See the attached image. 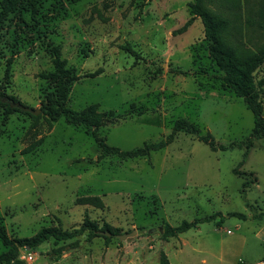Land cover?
<instances>
[{"label":"rangeland","instance_id":"rangeland-1","mask_svg":"<svg viewBox=\"0 0 264 264\" xmlns=\"http://www.w3.org/2000/svg\"><path fill=\"white\" fill-rule=\"evenodd\" d=\"M33 1L37 21L31 6L2 15L0 0V89L6 95L34 109L51 101L55 85L46 74L55 69L52 49L59 46L78 76L67 106L95 104L109 145L128 150L157 142L178 120L223 144L251 134L253 113L226 85L192 0ZM206 1L228 20L223 38L236 52L261 53L264 0ZM252 75L254 81L264 76V64ZM7 112L0 105V222L12 238L86 220L116 234L136 231L123 240L88 239L86 232L20 247L26 264H159L161 252L171 264L254 263L264 256V215L258 217L264 213V138L254 141L239 168L257 179L243 188L245 179L233 170L244 149L212 150L179 132L149 156L100 157L83 126ZM215 213L224 216L220 226L217 216L164 236L166 225ZM5 250L0 240V254Z\"/></svg>","mask_w":264,"mask_h":264},{"label":"trees","instance_id":"trees-1","mask_svg":"<svg viewBox=\"0 0 264 264\" xmlns=\"http://www.w3.org/2000/svg\"><path fill=\"white\" fill-rule=\"evenodd\" d=\"M30 6L32 7V17H34V20L37 21L38 18H36V11L38 9L33 0H2L1 13L2 15L7 16L10 13L27 10ZM190 6L192 14L199 17L203 23L209 53L219 68L224 72V81L226 85L232 88L239 97L244 99L247 107L253 113L254 127L249 136L230 142L229 144H223L217 142L212 134H203L197 125L187 120H178L172 131L157 142H145L140 147L128 150H123L119 147L109 145L106 142V137L100 134L98 130L102 123L103 114L97 111V106L95 104L86 106L82 110H74L67 106L70 89L74 82L78 79V76L74 73L73 68L66 66L65 60L61 57V50L59 46H54L52 49L54 54L53 62L55 69L54 71L46 74V77L49 78L55 85L54 98L40 107V113L44 114L51 121H56L63 117L68 124L83 126L89 129L97 145L101 149L100 157L115 155L122 159H134L149 156L152 152L161 150L174 141L176 134L179 132H184L197 137L200 141L207 144L212 150H229L233 148L244 149L242 159L233 171L236 175L242 176L245 179L242 186L243 188H246L255 183L257 179L254 177L252 172L241 171L239 168L246 162L250 148L254 141L264 138V76L257 81H254L252 75L256 68L264 64V48L260 51V54H239L223 38V31L228 23L226 18L214 14L207 7L206 0H192ZM258 25L264 29V6L260 11V20L258 21ZM9 63L10 62H8V65ZM97 72L98 71L91 73V75H95ZM4 97L13 98L12 96L6 95L5 92L0 89V105L7 109V114L15 110H21L19 108L12 107L7 102H4ZM13 99L17 101L15 98ZM25 113L34 118L39 117L27 111H25ZM230 215H238L241 218L246 217L242 213H230ZM263 215L264 213H260L258 217L261 218ZM217 216H220V218L216 221V224L220 226L224 216L221 213H215L195 218L192 221L185 220L175 227L166 225L164 227V236H176L192 227H197L200 223L215 220ZM104 227V230H102L98 228L94 222L86 220L82 225L76 228L61 229L53 226L42 227L34 236L30 238L17 239L12 238L8 234L6 227L0 222V240L6 246V250L0 254V264H26L25 260L20 257V247L35 249L42 243L51 239L58 243L63 240H69L81 236L86 232L88 239L94 238L100 234H103L107 240H109L112 236H115L116 233L108 226ZM100 231H109L111 235L109 236L104 233H100ZM54 250L57 256H59L62 252V248ZM159 264H171L165 252H161Z\"/></svg>","mask_w":264,"mask_h":264},{"label":"water","instance_id":"water-1","mask_svg":"<svg viewBox=\"0 0 264 264\" xmlns=\"http://www.w3.org/2000/svg\"><path fill=\"white\" fill-rule=\"evenodd\" d=\"M3 101L9 103L14 108H19V109H21L23 111L30 112L33 115H38L41 112L40 108H35L34 109L32 107H29V106L21 103L20 101H15L11 97H4ZM160 231L162 232V229H160ZM100 233H104V234L109 235V236L111 235V233L109 231H104V232L100 231ZM134 234H136L135 230L133 232L115 234V236L118 237L119 239L123 240V239H126L127 237L133 236ZM27 249H29V248H27Z\"/></svg>","mask_w":264,"mask_h":264},{"label":"built area","instance_id":"built-area-1","mask_svg":"<svg viewBox=\"0 0 264 264\" xmlns=\"http://www.w3.org/2000/svg\"><path fill=\"white\" fill-rule=\"evenodd\" d=\"M239 264H264V257L254 263H249L245 260H240Z\"/></svg>","mask_w":264,"mask_h":264},{"label":"crops","instance_id":"crops-1","mask_svg":"<svg viewBox=\"0 0 264 264\" xmlns=\"http://www.w3.org/2000/svg\"><path fill=\"white\" fill-rule=\"evenodd\" d=\"M263 257H264V256H263ZM263 257H262V258H263Z\"/></svg>","mask_w":264,"mask_h":264}]
</instances>
